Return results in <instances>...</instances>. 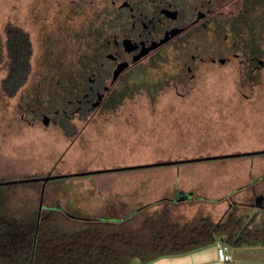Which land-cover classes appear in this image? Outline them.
Returning <instances> with one entry per match:
<instances>
[{
	"label": "rangeland",
	"instance_id": "obj_1",
	"mask_svg": "<svg viewBox=\"0 0 264 264\" xmlns=\"http://www.w3.org/2000/svg\"><path fill=\"white\" fill-rule=\"evenodd\" d=\"M105 1L0 0V79L8 28L24 31L31 48L25 84L10 98L0 90V182H12L0 185V201L37 196L40 181H19L54 176L43 184L41 204L75 218L118 219L188 195L191 201L173 206L177 218L216 221L235 205L245 222L264 186V153L218 156L264 150V62L252 85L241 84L233 64H206L189 81L168 58L142 63L123 75L131 92L112 112L97 110L101 117L72 122L73 130L60 123L64 134L29 117L24 103L50 109L73 94V71L100 34ZM205 157L215 158L187 161ZM172 161L182 162L123 169Z\"/></svg>",
	"mask_w": 264,
	"mask_h": 264
},
{
	"label": "flooded vegetation",
	"instance_id": "obj_2",
	"mask_svg": "<svg viewBox=\"0 0 264 264\" xmlns=\"http://www.w3.org/2000/svg\"><path fill=\"white\" fill-rule=\"evenodd\" d=\"M104 4L100 34L94 45L85 46L86 58L73 71L76 88L71 97L50 109L24 103L29 117L35 116L40 125H52L64 134L68 129L60 123L73 130L72 122L101 117L97 110L114 111L131 92L123 75L142 63L154 65L168 58L189 81L206 64H233L242 75V85H252V77L263 67L264 0H106ZM256 8L261 23L258 40ZM108 99L113 108L107 107ZM149 101L154 98L149 96Z\"/></svg>",
	"mask_w": 264,
	"mask_h": 264
},
{
	"label": "trees",
	"instance_id": "obj_3",
	"mask_svg": "<svg viewBox=\"0 0 264 264\" xmlns=\"http://www.w3.org/2000/svg\"><path fill=\"white\" fill-rule=\"evenodd\" d=\"M5 52L0 90L11 97L29 73L27 34L8 28ZM260 192L264 200V186ZM38 193L0 201V264H146L216 241L233 248L264 246L263 200L245 222L235 205L216 221L208 214L177 218L172 209L182 200H159L118 219H81L59 207L41 204L38 210Z\"/></svg>",
	"mask_w": 264,
	"mask_h": 264
},
{
	"label": "crops",
	"instance_id": "obj_4",
	"mask_svg": "<svg viewBox=\"0 0 264 264\" xmlns=\"http://www.w3.org/2000/svg\"><path fill=\"white\" fill-rule=\"evenodd\" d=\"M170 200H175V197ZM185 200L191 201V198ZM211 217L213 218V216ZM216 242L183 254L159 257L146 264H264V246L240 248L228 246L231 260L219 262L216 260L214 252ZM132 264L138 263L133 262Z\"/></svg>",
	"mask_w": 264,
	"mask_h": 264
},
{
	"label": "water",
	"instance_id": "obj_5",
	"mask_svg": "<svg viewBox=\"0 0 264 264\" xmlns=\"http://www.w3.org/2000/svg\"><path fill=\"white\" fill-rule=\"evenodd\" d=\"M116 71H117V69H116ZM253 153H264V150H259V151H254V152H246V153L243 152V153L227 154V155H221V156H218V157L244 156V155L253 154ZM211 158H215V157H205V158H199V159H189L187 161L207 160V159H211ZM178 162H182V161L161 162V163H154V164H150V165L131 166V167H124L123 169H128V168H144V167H148V166H159V165H164V164H175V163H178ZM94 172H97V171H94ZM80 174H84V173H79L77 175H80ZM62 177H64V176H62ZM52 178H55V177L54 176H47V177H41V178L24 179V180H20L19 181V182H24V181H40L41 182V188H40V193H39V201H38V210L41 208V192H42L43 184L47 180L52 179ZM2 183H12V182H2ZM187 198H188V195H180V196H176L175 197V200L176 201H180V200H184V199H187ZM261 199H262L261 195H258L256 197H254V199H253V207H255V208L260 207Z\"/></svg>",
	"mask_w": 264,
	"mask_h": 264
},
{
	"label": "built area",
	"instance_id": "obj_6",
	"mask_svg": "<svg viewBox=\"0 0 264 264\" xmlns=\"http://www.w3.org/2000/svg\"><path fill=\"white\" fill-rule=\"evenodd\" d=\"M215 258L219 262H228L231 256L228 252V246L222 242H216L214 245Z\"/></svg>",
	"mask_w": 264,
	"mask_h": 264
}]
</instances>
